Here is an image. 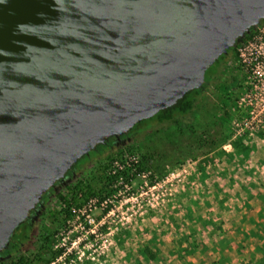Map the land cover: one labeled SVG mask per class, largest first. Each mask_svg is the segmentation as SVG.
Listing matches in <instances>:
<instances>
[{
	"label": "water",
	"instance_id": "water-1",
	"mask_svg": "<svg viewBox=\"0 0 264 264\" xmlns=\"http://www.w3.org/2000/svg\"><path fill=\"white\" fill-rule=\"evenodd\" d=\"M264 0H0V253L111 137L200 89Z\"/></svg>",
	"mask_w": 264,
	"mask_h": 264
},
{
	"label": "rangeland",
	"instance_id": "rangeland-1",
	"mask_svg": "<svg viewBox=\"0 0 264 264\" xmlns=\"http://www.w3.org/2000/svg\"><path fill=\"white\" fill-rule=\"evenodd\" d=\"M235 64L233 57L227 58L220 72L210 80L207 91L196 100L194 111L179 117V123L153 122L143 130L146 123L136 125L130 134L133 137L131 143L107 155L103 162L85 166L80 181L104 188V176H113L111 172L114 171L115 160L125 163L130 155L139 162L138 172L127 185L128 191L125 192L126 187L120 181L109 182L103 189L102 197L108 199V207L103 213L99 209L93 211L96 223L91 230L94 233L91 230L88 235L81 232L78 222L63 221L59 215L63 204L54 198L48 206V212L53 214L42 219L36 229L34 243L27 247V253L39 248L48 238L55 250L64 247L66 251L55 264H176L168 258L172 252L169 243L164 244L161 254L154 249V236L160 238L161 231H169L167 210L181 188L193 182L195 187L192 189L197 192L203 186L198 179L203 176L201 172L217 177L222 170L232 171L233 165L241 163V166L235 167L240 177L246 181L248 170H257L262 189L259 185L252 188H260V196L264 195L261 192H264V117H259L260 113L264 115V100H252L256 108L261 109L256 111V119H246L252 125H246L243 120L249 111L245 107L249 100H237L245 91V81L244 75L237 73ZM217 68L218 65L213 66L208 75ZM230 88L233 92H230ZM239 102L243 103L242 107ZM102 149L104 147L93 150L90 157ZM143 156L153 157L152 166L146 171L140 165ZM142 172L150 174L142 177ZM166 179L169 180L168 195L163 201L158 200L157 192L148 191V188L155 181L163 182ZM189 208L199 210L193 217L203 211L201 206L190 202ZM153 212L166 214V217L155 216ZM249 215L248 212L246 216ZM251 221L253 224L244 218L242 226L254 231L255 241L250 242L247 239L249 233H243L238 252L228 249L225 253L224 249L217 247L203 250L199 252L203 264H224L219 261L222 256L225 264H264V215ZM25 229L26 225L23 224L17 230L15 241L21 239L20 234ZM191 252H194L192 258L196 252L198 254V250L192 249Z\"/></svg>",
	"mask_w": 264,
	"mask_h": 264
},
{
	"label": "crops",
	"instance_id": "crops-1",
	"mask_svg": "<svg viewBox=\"0 0 264 264\" xmlns=\"http://www.w3.org/2000/svg\"><path fill=\"white\" fill-rule=\"evenodd\" d=\"M237 165L242 164L233 165L232 171L222 170L217 177L201 172L203 176L198 179L203 186L197 192L192 189L195 187L193 182L181 188L179 195L174 197L167 210L169 231L167 233L161 231L158 236L160 238L154 236V249L161 254L164 244L169 243L168 247L172 252L168 258L174 260L176 264H203L199 255L203 250L217 247L224 249L225 253L228 249H236L238 252L243 233L245 235L249 233L247 239H250V242L255 241L254 231L248 226H242V223L244 218H248L249 223L253 224L252 218L264 215V195L260 196L258 192L262 180L260 176L257 177V170L254 172L250 169L245 181L238 174V169L235 168ZM212 185L216 187L212 188ZM258 185L260 188H252ZM261 192L264 194L263 190ZM189 202L201 206L203 209L201 214L193 217L199 210L190 209ZM256 202L258 204H255ZM218 209L221 210L217 212ZM246 212L250 215L246 216ZM153 214L166 217V214L160 215L159 212ZM192 249L198 250L194 258L191 257L194 253L191 252ZM223 258L224 256L219 261L225 264Z\"/></svg>",
	"mask_w": 264,
	"mask_h": 264
},
{
	"label": "built area",
	"instance_id": "built-area-1",
	"mask_svg": "<svg viewBox=\"0 0 264 264\" xmlns=\"http://www.w3.org/2000/svg\"><path fill=\"white\" fill-rule=\"evenodd\" d=\"M249 38L241 44L238 48V56L235 64L237 68V73L244 75V93L238 97L237 100H249L248 104L245 107H248L246 119L254 120L257 118L256 111H260L259 108H256V103H253L252 100H264V20L260 23L259 27L254 30V32L248 36ZM240 106L243 104L239 102ZM242 107V106H241ZM260 119L264 117L261 113L259 114ZM262 121V120H261ZM260 121V122H261ZM246 125L251 126L252 123L248 121L245 122ZM258 124H256L257 127ZM138 160L135 156H128V160L125 163H121L117 160L113 162L114 171L111 172L112 175H116L117 172H126L127 178L126 181L123 177L119 178L117 181H120L121 184H124L126 187L125 192L129 190L127 185L134 178V175L137 170ZM131 171V172H130ZM150 172H142V177H146ZM169 180L166 179L163 182L155 181L149 188L148 191H156L158 200H164L168 195L167 184ZM151 193V195H153ZM150 199H148L149 201ZM152 204V201H149ZM98 207V208H97ZM108 199H99L91 198L82 208L73 209L72 220H68L67 223L78 222L81 232H84L88 235V232L95 226L96 218L93 217V211L99 209L102 213L107 211ZM94 233L93 230H91ZM85 236L88 239V236ZM63 248V254L58 260L63 257L66 253L65 248ZM56 262L52 263L55 264Z\"/></svg>",
	"mask_w": 264,
	"mask_h": 264
},
{
	"label": "trees",
	"instance_id": "trees-1",
	"mask_svg": "<svg viewBox=\"0 0 264 264\" xmlns=\"http://www.w3.org/2000/svg\"><path fill=\"white\" fill-rule=\"evenodd\" d=\"M248 38L249 37H246L245 40L237 41L236 45L234 47H231L230 49H228L226 54L220 56L219 60L213 66L219 65L220 62H222L224 60V58H226V60H227L228 57H233V60L236 61L237 56H238V48ZM212 67H210L207 71L209 72V70H211ZM234 81H235V79H234ZM234 81L232 80V82H231V85H230L231 88L233 87L232 85H233ZM205 83H206V81H205ZM231 88L229 90H230V92H233L232 91L233 89H231ZM199 91H200V89L194 90V91L188 93L184 98L179 100L178 103L175 106H173L172 108H169L167 110H163V111L159 112L157 115H155L153 118L140 122L139 123L140 125L146 123L141 130H143L147 125H150L153 122H159V123L170 122L173 124L179 123L180 122L179 117L187 116L194 111V109L196 107L195 102L201 96ZM139 124H137V125H139ZM151 161H153L152 156H143L141 163H140L141 169L145 170V171L147 169H149L152 166ZM126 174H127L126 172L122 171V172H117V174L113 175V176L105 175L104 176V179H105V185H104L105 187L104 188H101L98 185L94 186L93 184H90L89 182L79 181L73 187L68 189V191L66 192V196L59 195L58 199L64 205L63 221L71 219L73 216V209L82 208L91 198L103 199V197H102V195L104 194L103 189H106L109 182L112 183L114 181H117L121 177H123L126 181H128L129 179L127 178ZM25 223H23V224L26 225ZM21 226L17 230H19L21 228ZM27 227H28V225H26L25 231H22L20 234V236L23 240L26 238V235H27V231L29 228V227L28 228ZM15 238H16V232L12 237V240H13L12 248L18 249L19 247H18L16 242H18L19 240L15 241ZM63 252H64L63 248H59V249L55 250L52 246L51 239H48V242L47 241L44 242L39 248H36L31 253H27V252L23 253L21 255L16 256L15 258H12L11 260H7V261L3 262L1 264H52V263L56 262L60 256H62Z\"/></svg>",
	"mask_w": 264,
	"mask_h": 264
},
{
	"label": "flooded vegetation",
	"instance_id": "flooded-vegetation-1",
	"mask_svg": "<svg viewBox=\"0 0 264 264\" xmlns=\"http://www.w3.org/2000/svg\"><path fill=\"white\" fill-rule=\"evenodd\" d=\"M225 61L226 58H224V60L220 62L218 68L215 71H213L211 74L208 75V71H207L206 83L200 88L199 91L200 95L204 94V92L207 91V89L210 86V80L220 72ZM207 75L209 77V81L207 79ZM130 134L131 132H129L126 135H122L119 138L111 137L108 141H106L105 144L97 146L94 150H97L100 147L101 148L104 147V149L97 152V154L93 157H90L92 151L88 155L82 157L65 174V177L63 179L58 181L53 188H50L48 191H46L42 197L40 204H38L29 213V217L25 223L29 227V228L27 227L28 231L26 238L24 240L21 238L18 242H16L19 247L18 249L12 248V244H13V240H12L11 245L5 251L0 253V264L7 260H11L12 258H15L18 255L26 253L28 251L27 247L34 243L36 229L40 226V222L42 221V219L44 217L48 218L49 215L53 214V213L51 214V212H48V206L51 200L54 198L58 199L59 195L66 196V192L68 191V189L73 187L77 182L80 181L81 174L86 165L90 163L103 162L104 159L107 157V155L112 154L113 152H116L117 149L122 148L128 145L129 143H131L133 141V137H131ZM59 215L61 216V219L64 217V205L62 209L59 211ZM46 241L48 242V238H46Z\"/></svg>",
	"mask_w": 264,
	"mask_h": 264
}]
</instances>
